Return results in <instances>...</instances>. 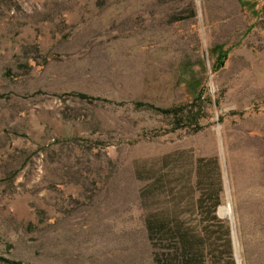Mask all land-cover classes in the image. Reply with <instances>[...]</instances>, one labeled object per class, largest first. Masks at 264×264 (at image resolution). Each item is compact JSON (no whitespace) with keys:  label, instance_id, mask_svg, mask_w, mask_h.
<instances>
[{"label":"rangeland","instance_id":"rangeland-1","mask_svg":"<svg viewBox=\"0 0 264 264\" xmlns=\"http://www.w3.org/2000/svg\"><path fill=\"white\" fill-rule=\"evenodd\" d=\"M263 99L264 0H0V264H264Z\"/></svg>","mask_w":264,"mask_h":264},{"label":"trees","instance_id":"trees-1","mask_svg":"<svg viewBox=\"0 0 264 264\" xmlns=\"http://www.w3.org/2000/svg\"><path fill=\"white\" fill-rule=\"evenodd\" d=\"M227 50L220 51L217 53L214 64H213V70H217L221 68L224 64V61L227 58ZM79 99H83L86 101H94L98 100V97H95L93 95H88L85 93H76L72 94ZM201 91L198 92V96L196 97L195 102L190 103H179L172 105L170 107H157L154 106L151 103L143 102V101H135L134 105L137 108H144V109H151L153 111H156L162 115L171 116L175 122V124L178 127H188L191 129L192 132H197L201 129L200 120L205 117V111H204V105L202 102L198 99H200ZM264 105V99L262 101ZM215 202L212 203L210 207V212L214 209ZM157 222V221H156ZM154 221H149V224H147L148 229V235L150 239H154L157 237L158 233H161V224L156 223ZM175 236L172 238L174 243H176V246L172 251H163V264H172V262L179 258L178 262L185 263L188 261L187 255L191 254V251L193 249L192 243L189 245L185 241V234L180 229L176 230ZM198 254H201V248L198 249ZM191 258H189L190 260ZM1 261H4V258L0 257V263ZM7 261V260H6ZM160 261V260H157ZM162 262V260H161Z\"/></svg>","mask_w":264,"mask_h":264},{"label":"bare ground","instance_id":"bare-ground-1","mask_svg":"<svg viewBox=\"0 0 264 264\" xmlns=\"http://www.w3.org/2000/svg\"><path fill=\"white\" fill-rule=\"evenodd\" d=\"M223 210H224V211H223L224 213H225V212L227 213V212H229V207H225V209H223Z\"/></svg>","mask_w":264,"mask_h":264}]
</instances>
